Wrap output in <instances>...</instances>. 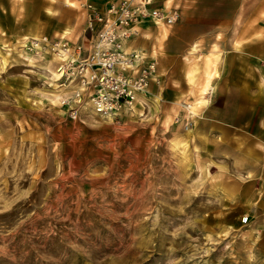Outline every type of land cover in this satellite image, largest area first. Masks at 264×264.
<instances>
[{"label": "rangeland", "instance_id": "rangeland-1", "mask_svg": "<svg viewBox=\"0 0 264 264\" xmlns=\"http://www.w3.org/2000/svg\"><path fill=\"white\" fill-rule=\"evenodd\" d=\"M32 1L0 0V264H264V192L200 156L163 90L116 117L69 116L58 57L28 36L59 27ZM54 1L71 41L95 34L76 0Z\"/></svg>", "mask_w": 264, "mask_h": 264}, {"label": "crops", "instance_id": "crops-1", "mask_svg": "<svg viewBox=\"0 0 264 264\" xmlns=\"http://www.w3.org/2000/svg\"><path fill=\"white\" fill-rule=\"evenodd\" d=\"M20 1L28 7L36 3ZM58 1L66 6L64 0ZM71 1V7L76 6ZM54 2L49 0L46 11L49 31L55 22L59 32L54 35H67L65 28H75L67 18L69 9L56 11ZM94 2L104 8V0ZM149 7L177 9L179 18L172 25L149 18L134 25L126 47L143 52L147 60L155 59L158 77L134 104L158 100L163 90L164 101L170 110L175 108L173 115L181 114L182 101L193 103L197 89L205 85L209 64L213 75L204 103L193 113L192 144L208 164L229 165L236 171L245 190L254 184L264 192V0H152ZM39 33L31 28L28 36ZM196 69L191 81L188 74Z\"/></svg>", "mask_w": 264, "mask_h": 264}, {"label": "built area", "instance_id": "built-area-1", "mask_svg": "<svg viewBox=\"0 0 264 264\" xmlns=\"http://www.w3.org/2000/svg\"><path fill=\"white\" fill-rule=\"evenodd\" d=\"M76 1L88 11L87 28L95 31L93 36L73 42L66 35H54L33 42L49 45L62 58L57 72L62 84L70 89L62 103L68 105L71 118L80 116L85 103L96 115L116 117L148 89L157 69L155 59L147 60L143 52L127 49L134 25L148 18L172 25L179 13L174 8H150L152 0H104L103 9L94 0ZM181 105V121L187 130L193 125L192 106L188 102ZM248 222V215L241 218L242 224Z\"/></svg>", "mask_w": 264, "mask_h": 264}, {"label": "bare ground", "instance_id": "bare-ground-1", "mask_svg": "<svg viewBox=\"0 0 264 264\" xmlns=\"http://www.w3.org/2000/svg\"><path fill=\"white\" fill-rule=\"evenodd\" d=\"M64 4L66 5V6H72L73 5V2L71 1V0H64ZM82 8V7H81ZM84 9V8H83ZM86 10V9H85ZM64 31H65V33H69V31H70V29H69V27H67V28H65L64 29ZM48 36L47 35H44V36H42V37H40V38H37V36H36V38H34V39H32L31 40V42L32 43H34L33 41H40V40H42V39H45V38H47ZM40 44V43H39ZM34 45H35V43H34ZM36 46H42L41 48H42V50H44V51H48L49 53H51L52 55H55L56 57H58V59H59V62H58V65L60 64V62H61V60H62V58H60L59 56H57L50 48L49 49H46L43 45H36ZM58 65H57V67H58ZM57 67H56V71H57ZM197 71V69L196 70H193V71H191V72H189V76L188 77H190V79H192L193 77H195V75H194V73ZM55 73V72H54ZM58 73V72H57ZM59 73H58V79H59ZM156 75H157V70L155 71V73L153 74V76H152V81L153 80H156ZM212 75H213V71L210 69V66H209V64H207V68L204 70V76H205V85H207L208 83H209V81H210V78L212 77ZM151 81V82H152ZM205 85H203V86H200L198 89H200V91H202V93L203 92H205L204 90H205ZM147 91V90H146ZM199 95H201L200 93H199ZM199 98H202V99H204V97L203 96H201V97H199ZM137 99H135V100H133L132 102H131V104L126 108V110H128V109H133V107H134V103H135V101H136ZM199 101V100H198ZM200 102V101H199ZM191 104V106H193L192 105V103H190ZM85 105H87L86 103H85ZM194 110L192 109V112H193ZM194 113V112H193ZM192 113V114H193ZM187 131L188 132H186L187 133V135H190V129H187Z\"/></svg>", "mask_w": 264, "mask_h": 264}]
</instances>
